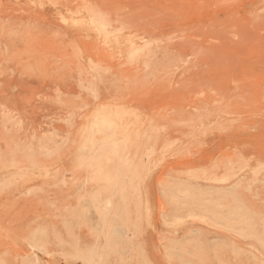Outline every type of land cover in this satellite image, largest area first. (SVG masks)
Listing matches in <instances>:
<instances>
[{"label": "rangeland", "instance_id": "obj_1", "mask_svg": "<svg viewBox=\"0 0 264 264\" xmlns=\"http://www.w3.org/2000/svg\"><path fill=\"white\" fill-rule=\"evenodd\" d=\"M263 240L264 0H0V264Z\"/></svg>", "mask_w": 264, "mask_h": 264}, {"label": "bare ground", "instance_id": "obj_2", "mask_svg": "<svg viewBox=\"0 0 264 264\" xmlns=\"http://www.w3.org/2000/svg\"><path fill=\"white\" fill-rule=\"evenodd\" d=\"M198 192H199V191H198ZM202 192H203V191H202ZM190 195L192 196V193H191ZM195 195H196V193H194V195H193L192 197L194 198ZM198 196H199V194H198ZM201 196H202V195H201ZM174 197H175V196H174ZM186 197H188V196H186ZM189 197H190V196H189ZM172 198H173V197H172ZM177 198H178V197H177ZM193 198H192L191 200H195L196 197H195L194 199H193ZM199 198H200V197H199ZM199 198H197L198 201H199ZM208 198H209V197H208ZM211 198H212V197H211ZM170 199H171V198H170ZM184 199H185V198H184ZM197 199H196V200H197ZM204 199H205V198H204ZM212 199H213V198H212ZM174 200H175V199H174ZM178 201H179V200H178ZM183 201H184V200H183ZM199 202H202V201L200 200ZM174 203H177V202H174ZM181 203H182V202H181ZM202 203H203V202H202ZM207 205H208V204H207ZM207 205L205 204V206H207ZM200 208L202 209V207H200ZM205 208H206V207H205ZM205 208H204V209H205ZM205 210H206V209H205ZM209 210H210V209H209ZM202 211H203V210H202ZM233 211H234V210H233ZM216 213H217V212H216ZM218 213H219V212H218ZM237 213H238V212H237ZM237 213H236V214H237ZM219 214H220V213H219ZM235 216H236V215H235ZM230 217H231V216H230ZM218 218H219V217H218ZM221 218H222V217H221ZM236 218H237V217H236ZM221 220H222V219H221ZM223 221H224V220H223ZM242 221H244V220L242 219ZM242 221H241V222H242ZM227 222H228V221H227ZM239 222H240V221H239ZM241 222H240V223H241ZM247 222H248V221H247ZM102 223H103V222H102ZM219 223H220V222H219ZM242 223H243V222H242ZM224 224H225V221H224L223 225H224ZM230 225H231V223H230ZM233 225H234V224H233ZM247 225H250V224H247ZM225 226H226V227H230L229 225L227 226L226 224H225ZM231 226H232V225H231ZM238 226H239V225H238ZM241 226H242V224H241ZM232 228H233V227H232ZM249 228H250V226H249ZM235 229H236V228H235ZM240 230H241V232H242V228H241ZM252 232H253V231H252ZM116 233H119V231L117 230ZM252 236H253V235H252ZM37 240H38V239H37ZM263 241H264V240H263ZM263 241H262V242H263ZM263 243H264V242H263ZM34 245H35V244H34Z\"/></svg>", "mask_w": 264, "mask_h": 264}]
</instances>
